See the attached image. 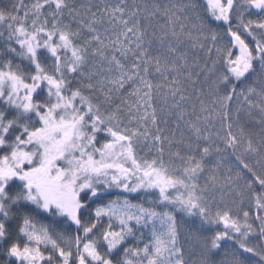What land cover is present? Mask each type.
Listing matches in <instances>:
<instances>
[{
  "label": "snow or ice",
  "instance_id": "snow-or-ice-1",
  "mask_svg": "<svg viewBox=\"0 0 264 264\" xmlns=\"http://www.w3.org/2000/svg\"><path fill=\"white\" fill-rule=\"evenodd\" d=\"M0 264H264V0H0Z\"/></svg>",
  "mask_w": 264,
  "mask_h": 264
}]
</instances>
